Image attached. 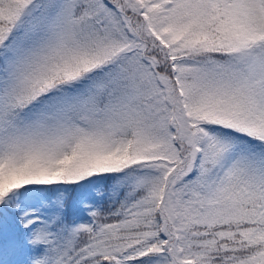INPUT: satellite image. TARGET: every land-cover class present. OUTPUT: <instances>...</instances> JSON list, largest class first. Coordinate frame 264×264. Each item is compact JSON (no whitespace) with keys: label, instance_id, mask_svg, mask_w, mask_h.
I'll return each mask as SVG.
<instances>
[{"label":"snow or ice","instance_id":"6c2138e0","mask_svg":"<svg viewBox=\"0 0 264 264\" xmlns=\"http://www.w3.org/2000/svg\"><path fill=\"white\" fill-rule=\"evenodd\" d=\"M0 264H264V0H0Z\"/></svg>","mask_w":264,"mask_h":264}]
</instances>
